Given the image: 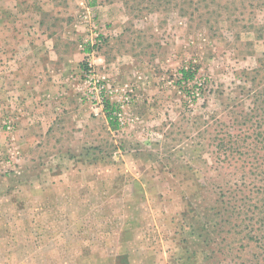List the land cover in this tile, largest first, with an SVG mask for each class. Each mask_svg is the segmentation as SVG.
Returning <instances> with one entry per match:
<instances>
[{"label":"rangeland","instance_id":"374dc122","mask_svg":"<svg viewBox=\"0 0 264 264\" xmlns=\"http://www.w3.org/2000/svg\"><path fill=\"white\" fill-rule=\"evenodd\" d=\"M15 40L0 264H264L255 223L215 214L228 183H258L257 152L226 164L218 142L255 141L246 113L264 123V0H0Z\"/></svg>","mask_w":264,"mask_h":264},{"label":"trees","instance_id":"16d2710c","mask_svg":"<svg viewBox=\"0 0 264 264\" xmlns=\"http://www.w3.org/2000/svg\"><path fill=\"white\" fill-rule=\"evenodd\" d=\"M256 71H259V68L255 69ZM196 74V71L192 70V68L189 69H182V75L183 79L185 80H192L194 79ZM107 113H110L108 104L106 105ZM109 122L112 128H117L118 122L113 117H111L108 114ZM256 116H253L252 113H246L245 116L242 119V124H247L248 122H254L252 124H255L256 127H259L256 133V137L254 138V142H246V144H240L241 140H245L242 136L235 137L232 134H229L228 131L224 130V134L222 136V139L220 142H218V148L224 152L225 160H223L224 163H231V157L230 155L239 152L244 154V149H248V151H255L257 152L256 158L254 163L252 164L253 169H256L255 177L258 181L254 184L256 185L255 189L256 191L251 188L250 186L247 188L244 184H238L234 183L230 185L228 183V188H225V190L222 189L221 192V201L222 204H224V208L221 209L219 212H215L216 215L222 214L224 215V212H230V214L234 217L235 215L240 217H247L249 220L254 222L252 228H250L248 235L251 239H261L264 240V150L262 154H258V149L260 150L264 148V131H263V124H262V118H259V121L256 119ZM236 118H232V124H234V121ZM238 123L240 121L238 120ZM262 137V139H261ZM261 145V146H260ZM259 155V156H258ZM244 183V181L242 182ZM255 192H254V191ZM257 195V196H254ZM260 195H262L260 197ZM258 223V226L256 227V224Z\"/></svg>","mask_w":264,"mask_h":264},{"label":"crops","instance_id":"0c3cea01","mask_svg":"<svg viewBox=\"0 0 264 264\" xmlns=\"http://www.w3.org/2000/svg\"><path fill=\"white\" fill-rule=\"evenodd\" d=\"M23 42H19L17 40L15 41H0V45L4 46V47H12V48H15V49H20L21 45H22ZM25 79H28V78H25ZM38 111L40 112V108H38Z\"/></svg>","mask_w":264,"mask_h":264},{"label":"built area","instance_id":"2783aa9c","mask_svg":"<svg viewBox=\"0 0 264 264\" xmlns=\"http://www.w3.org/2000/svg\"><path fill=\"white\" fill-rule=\"evenodd\" d=\"M116 120L119 122L120 125L125 124L124 118H123L121 113L117 114ZM9 128H11V127H9Z\"/></svg>","mask_w":264,"mask_h":264}]
</instances>
